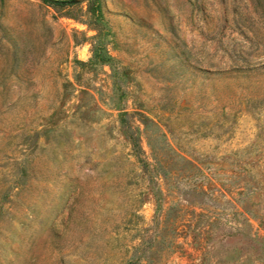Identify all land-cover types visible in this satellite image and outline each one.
Wrapping results in <instances>:
<instances>
[{
    "label": "rangeland",
    "instance_id": "374dc122",
    "mask_svg": "<svg viewBox=\"0 0 264 264\" xmlns=\"http://www.w3.org/2000/svg\"><path fill=\"white\" fill-rule=\"evenodd\" d=\"M0 264H264V0H0Z\"/></svg>",
    "mask_w": 264,
    "mask_h": 264
}]
</instances>
